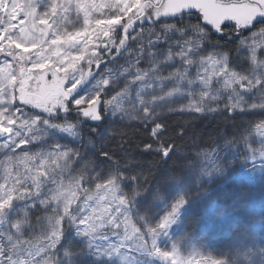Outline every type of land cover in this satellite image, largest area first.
Listing matches in <instances>:
<instances>
[{
    "label": "snow or ice",
    "instance_id": "6c2138e0",
    "mask_svg": "<svg viewBox=\"0 0 264 264\" xmlns=\"http://www.w3.org/2000/svg\"><path fill=\"white\" fill-rule=\"evenodd\" d=\"M73 12L83 23L69 30ZM194 13H199L202 23L184 21ZM161 18H173L176 23H161ZM262 20L264 0H0V153L6 154L0 161V264H40L36 257L49 252L53 255L43 264H70V245L62 244L68 229L65 221L98 258H115L117 264H151L153 259L162 264H193L190 258H176L175 244L172 251H163L159 243L184 204L183 197L151 223L137 208L147 182L141 181L142 173L129 175L138 161L128 153L113 159L101 150L111 164L97 172L100 165L86 159L89 153L95 154L91 137L104 140L102 126L110 118L138 120L146 128L154 124L151 142L141 152L156 151L167 158L175 145L161 140L165 128L156 123L161 115L158 109L166 104L169 112H215L209 102L227 94L225 108L235 112L245 110L249 95L259 102L248 108L264 112V26L243 36ZM225 22H234L232 31L240 36L236 51L246 53V66L239 65L244 74L230 66L232 49L224 50L213 40L216 34H226ZM122 57L126 67L118 66ZM145 61L149 67H139ZM173 64L177 66L164 75V69ZM49 75L51 80L46 79ZM121 82L123 87L116 91ZM185 99L186 104L171 106ZM22 106H30L31 111ZM85 129L90 135H85ZM255 130L264 143V121ZM21 145L25 148L17 153ZM214 153L205 150L196 155ZM247 155L257 159L255 149ZM259 156L264 159V149ZM81 161L80 175L69 176L65 184L73 163ZM100 180L97 194L87 196L72 214L69 206L76 203V192ZM49 184L56 187L50 189ZM130 185L144 191L125 193ZM40 206L45 212L51 209V214L46 216L44 244L35 251L21 237L25 227H32L29 211ZM121 216L123 235L117 223ZM133 216L143 222L144 230L132 224ZM105 223L113 226L114 242L102 235ZM61 248L62 256L58 255ZM199 264L220 261L209 258Z\"/></svg>",
    "mask_w": 264,
    "mask_h": 264
},
{
    "label": "rangeland",
    "instance_id": "374dc122",
    "mask_svg": "<svg viewBox=\"0 0 264 264\" xmlns=\"http://www.w3.org/2000/svg\"><path fill=\"white\" fill-rule=\"evenodd\" d=\"M23 2V0H21ZM99 2V0H98ZM169 19V18H168ZM69 20L71 23L68 24V29L72 30L74 26L79 27L82 25L83 20L82 17L79 21L75 18V12H73ZM161 20H167L164 18H161ZM185 22H188V19L184 20ZM264 22V20L260 21ZM161 23H175L173 21H162ZM225 23H234V22H225ZM146 28L150 27V25L146 24ZM157 30L159 28V25L156 26ZM252 27V26H250ZM259 29H256L253 32H259ZM251 35V34H250ZM249 35V36H250ZM134 48L135 45H132ZM204 55H207L208 53H203ZM246 56V53H238L235 52L233 57H230V66L233 68V70L241 72L244 74V68L239 66L241 63H243L246 66V60H244V57ZM0 58H3V54H0ZM8 60H11V57H7ZM124 66L126 67L127 64L125 63V58L122 57L118 61V66ZM176 64H173L171 67L164 69L163 74L167 75L168 71H171L172 68L176 67ZM141 68H147L149 65L147 62H141L139 65ZM191 73L193 77L195 76L196 69L192 68ZM46 79L51 80V76L49 75L46 77ZM120 87H123V82H121L120 86L116 88V91L120 90ZM245 100L247 103L244 105L245 110L241 111V109H236L235 112H229L225 105L228 102L227 94H225L221 100L217 102H209L208 107L209 108H216L217 110L215 112L211 111H205L204 113H195V112H179V111H167V108L169 105H164L163 108L158 109L160 111L161 115L158 120H156V123H162L164 125V132L162 134L161 140L166 144H172V138L174 134L177 133H187L195 137L193 138V142L195 143V146L198 148V150H205L212 148L214 146L218 151H223L226 147L225 138L222 139L223 134L225 135L227 132V129L229 128V123L231 120H239L241 123H243L245 126L243 131L246 132L248 128L255 132L256 134H259L255 130V125L260 123L261 121H264V112H261L259 109L252 110L248 108V104L251 103H258V98L254 96H245ZM180 103H187V100H182L177 103H173L171 106L174 108H178ZM16 104L20 106V102L17 100ZM24 107L25 111H31L30 106H22ZM38 111V110H37ZM106 125L104 127V130L106 132L104 140H97L96 137L92 136L91 139L95 142V154L89 153L86 159H91L93 162V166H95L97 163L100 165L96 170L97 172L101 171L102 169H107L111 161L107 158L100 155L101 150L107 151L113 159H120L124 157L125 153H128L130 157L138 161L137 167L132 169L129 172V175L142 173L141 175V181H146L145 184V191L153 189L154 192L152 194L153 198H159L158 205H156V202L151 203V205H155L152 207V218L151 223H156L161 216H163L167 211L170 210L171 205L181 197L185 200L184 197V191L186 184L190 182V175L188 174V169L185 167L186 171H183L184 168H177L179 171V175L175 173V176H180L178 178H174V175H172L170 178L165 177V172L168 170V168L163 169V171L158 172L157 167L160 163L159 161H164L167 158H170L168 156L167 158H164L162 153H157L156 151L146 152L142 153L141 150L143 149L144 144L150 143L151 138L149 137V132L151 130V127L154 126V124H149L146 128L144 124H142L138 120H130V119H124L120 120L119 117H117L115 120H112L111 118L106 121ZM130 124L134 125L133 128H131L132 133L126 137L123 136L121 139L116 137L118 133L121 132V130H125ZM189 135V136H190ZM88 136V135H86ZM219 139H217V138ZM216 138V139H214ZM250 143L249 145L253 149H257V156L259 163L262 162L264 164V159H260L259 152L261 149H264L263 145H255V142H252L251 137L247 138ZM172 142V143H170ZM103 146V148L101 147ZM157 147V144H153V148ZM25 148L24 145H21L20 149H16L17 153L20 152L21 149ZM33 151H36L38 149H32ZM81 151H84L81 149ZM227 154V153H226ZM5 153H0V161L4 160ZM226 157V155H225ZM232 161L231 154H229V159ZM123 163L124 161L121 160ZM261 164V163H260ZM83 167V161H81L80 164L73 163V166L69 173L65 175V184L69 181V176L71 177H78L82 171ZM21 171H23V166L20 168ZM107 173L105 172V175ZM2 182V180H0ZM172 182L177 183L173 184L174 188L171 187ZM97 183H103V180L100 181H93L92 183L86 184L82 186V189L80 191L76 192V203L71 204L69 206V211L72 212V214H76L77 206L83 205L85 198L89 195L95 196L97 194L96 184ZM233 180H230L229 182L224 181L222 183L223 186L230 185V188L234 185ZM56 186L53 184H49L48 188L54 189ZM164 187L159 193L165 194L168 192V189L171 188L172 191H170V200H167L163 202L162 197L164 194H158L157 189ZM86 188L87 192H85L83 189ZM230 188L228 190H230ZM137 189V188H136ZM138 191L143 192L144 189L140 188L137 189ZM166 190V191H164ZM175 190V191H174ZM125 191V189H124ZM156 192V193H155ZM127 193V192H125ZM50 195V193H49ZM104 193H99V196H103ZM98 198V197H97ZM93 204L95 201L92 202ZM55 206V205H53ZM103 207V205H101ZM185 202L184 204L178 209L175 221L172 223L168 229H167V235H161L159 237V243L160 247L163 251H172V245L175 244L178 250L177 259H187L190 258L193 262V264H199L202 260H218L220 261V264H225L226 257H229L228 253H226L224 250H221V247H233V244L235 243L234 239L230 237L229 235L224 236L223 238L226 240L222 244L221 241L218 244V248L211 252H201L195 251L194 246L192 244H188L187 241H185V237H176L174 240L170 241V243L167 241V239L171 238L172 236V230L179 229L181 227V214L183 212V209L185 208ZM63 205H61V211H62ZM137 208L139 211H141V214H144L143 208H140L138 202H137ZM40 209L42 211V215L39 219V221L36 223V225H32L29 220V224L32 225V227H25L23 236L21 237L22 240L29 241L33 246L35 251H39V248L43 246L44 244V237L47 234L48 228H47V220L46 216L51 214V209H48L47 212L43 211V206H40ZM148 209H151L150 206H148ZM34 209H31L30 212ZM91 211V209H90ZM156 215V217H154ZM30 219V217H29ZM132 224L135 225L137 228L143 229V222H140L136 219L135 216L132 218ZM124 217L121 216L120 220L117 221V223H120V232L121 235H123L124 232V225H123ZM63 226L67 231L64 234V238L62 240V244H64L66 247L70 245L71 252L73 253L68 259L70 261V264H117V261L115 258H108V257H96L91 254L89 249L87 248L86 241L83 237L77 236L75 233V229L71 226L68 227L67 222L65 221L63 223ZM112 230L113 226L108 225L105 223L102 228L101 232L102 235H107L110 240L109 242H114L115 237H112ZM129 231H131V228H129ZM150 243V241H149ZM235 251L236 256L233 258L232 263L230 264H249L248 260L250 257L253 259V264H264V245L260 246L256 249L255 245L252 246V243L246 244L244 248L241 250H238L237 247L233 248ZM64 253V248L60 249V252L58 255L62 256ZM234 253V252H233ZM249 254V256H248ZM53 255V253H41L40 256H37V261L40 262V264H43V261L48 258V256ZM234 255V254H233ZM230 258V257H229ZM151 264H162V262L158 259H153L151 261ZM167 264H171V262H167Z\"/></svg>",
    "mask_w": 264,
    "mask_h": 264
},
{
    "label": "trees",
    "instance_id": "16d2710c",
    "mask_svg": "<svg viewBox=\"0 0 264 264\" xmlns=\"http://www.w3.org/2000/svg\"><path fill=\"white\" fill-rule=\"evenodd\" d=\"M198 18L199 13H194L191 16H185L184 20L188 19L189 23H202ZM162 21L176 23L173 18ZM261 26H264V22L256 23L249 30L244 31L243 36H249ZM234 28V23H225L226 34H216L213 37L214 41L224 45V50L232 49L231 57L234 56L236 44L240 39V36L232 31ZM106 124L105 121L102 126L103 129ZM243 125L239 120H231L227 129L228 133L221 137L226 139L225 149L218 151L214 146L205 149L209 153L215 151L214 155L209 157L196 155L197 152L205 150H198L193 142L194 136L184 132L174 134L173 143L170 142L175 145L171 157L159 161L160 164L157 167L158 172L168 168L164 175L167 178L174 175L173 179L180 177L175 176V173L179 175L177 168H184L183 171L188 169L191 179L184 188L185 208L181 214V227L172 230V236L167 241L170 243L174 238L181 236L185 237L188 244L194 246L195 251L211 252L218 248L220 241L224 244L223 242L226 240L223 237L229 235L235 243L233 247H221V250L228 253L230 257H226L225 264L232 263L231 260L236 256L235 251H237L233 250L235 247L241 250L246 244L252 243V246L255 245L257 249L264 245V164L259 163L257 149H255L256 160H252L247 155L248 150L253 149L247 138L251 137L252 142H255L254 146L264 143H261L260 134L253 132L250 127L244 132L245 126ZM133 127L134 125L130 124L125 130H121L116 137L119 139L123 136L128 137L132 133L131 128ZM85 135H90L89 129H85ZM228 141L234 143L229 144ZM229 154H231L232 161L228 160ZM185 167L187 168L185 169ZM230 180H233L234 183L231 188L230 185H222L224 181L229 182ZM173 184L177 183L172 182V188H174ZM163 188H158L157 193L164 194L162 197L164 202V200H170L172 189L169 188L166 194L165 192L159 193ZM229 188L230 190H228ZM134 190H137L135 185L125 188L127 193ZM153 192V189L146 190L137 198L140 208H143V212L149 221L153 217L151 214L152 207L155 206L151 203L156 202V205L161 203L158 202V197H152ZM148 206L151 209H148ZM41 215V209L31 211L30 223L36 225ZM248 263L253 264L252 257L249 258Z\"/></svg>",
    "mask_w": 264,
    "mask_h": 264
}]
</instances>
